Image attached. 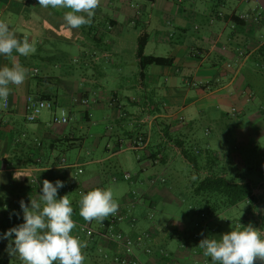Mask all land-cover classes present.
Here are the masks:
<instances>
[{
	"label": "crops",
	"instance_id": "obj_1",
	"mask_svg": "<svg viewBox=\"0 0 264 264\" xmlns=\"http://www.w3.org/2000/svg\"><path fill=\"white\" fill-rule=\"evenodd\" d=\"M193 1L100 0L90 25L70 29L63 19L70 9L43 8L38 0H0V20L8 23L18 39L23 40L27 35L35 48L28 56L16 51L11 59L0 55V68L10 67L15 61L28 70L25 82L19 86L10 84L7 101L0 100V213L6 206L13 209L20 206L21 200L29 205L31 198L39 200L45 179L53 184L60 180L64 187L58 189L57 198L64 196L62 191L66 188L74 210L72 219L80 227L84 225L80 222L85 221L79 215L81 193L112 188L118 211L125 216L115 230L133 239L143 236L146 245L154 249L151 256L143 249L137 250L142 264H181L179 259L184 257L187 264H194L186 250L171 247V243L177 237L186 241L190 237L194 239L193 234L200 227L196 226L199 219L195 222L187 217H169L149 226L144 213L138 212L146 207L152 208V212L156 197L164 203L170 202L166 178L160 180V186L156 185L159 175L140 178V196L118 183L134 180L126 171L129 168H122L134 166L129 151L135 154L138 172L165 168L166 173L172 161L182 157L176 141L187 146L185 131L191 130L207 110L221 107L228 110V104L234 103L232 110L241 111L251 102L248 89L242 95L243 91H238L241 84L245 88L244 82L238 81L239 70L224 65L219 72V62L231 64L239 58L243 67L252 60L264 43V0H217L211 11L204 12L195 11ZM242 2L258 6L255 11L239 12ZM149 9L153 12H148ZM154 10L160 14L156 20H153ZM232 14L249 16L246 25L224 19ZM143 34L149 36L146 55L173 61L171 66H149L144 77L137 57L138 39ZM149 44L164 48V53H147ZM132 91L135 96H129ZM42 94L54 96L57 106L67 110L70 118L67 125L53 124L49 110L44 111L47 117H43V112L36 122L26 121L27 97ZM81 99L88 100V104L83 105ZM224 115L231 116L229 111ZM237 130L238 134L231 138L233 154L228 149L225 153L213 149L218 153V165H230V160L237 164V150L248 141L251 146V134ZM154 134L157 138L152 143ZM138 137L143 138L141 146L132 144ZM78 139L75 147L67 148V141ZM88 139L94 142L86 153L91 160L84 163L77 155L75 161H69L65 152L83 147ZM85 164L102 168L88 171ZM77 168L82 173L73 183ZM88 172L91 178L100 180L98 185L87 187L83 177ZM125 174L130 175L129 180L124 178ZM254 193L259 199L264 197L257 189ZM260 206H264V201L260 200L253 208L261 210ZM261 214L257 211L255 218L246 215L237 225L242 229L251 223L264 232ZM216 217L210 222L201 221L200 230L206 238L215 235V232L211 235L209 227L217 223ZM101 224L102 221H86L85 226L95 227L96 234L100 232L93 241L86 242L88 247L94 246L99 256L103 252L112 255L120 252L122 247L112 236L101 234ZM72 234L76 235L75 231Z\"/></svg>",
	"mask_w": 264,
	"mask_h": 264
},
{
	"label": "rangeland",
	"instance_id": "obj_2",
	"mask_svg": "<svg viewBox=\"0 0 264 264\" xmlns=\"http://www.w3.org/2000/svg\"><path fill=\"white\" fill-rule=\"evenodd\" d=\"M217 0H194L193 7L197 12H204V10L211 11L216 6ZM150 6V4L148 3ZM186 5V3H184ZM258 5L253 2H242L239 12H248L255 11ZM148 12H153V10L149 9ZM160 14L154 10V19L158 17ZM194 23V22H192ZM190 23L189 25H191ZM242 48V47H241ZM147 53H156L161 54L164 53V48L156 46L154 44H149ZM239 60V58H237ZM238 60H233L230 64L229 61H221L219 62L220 69L223 70L224 65H230L234 71L239 70V80L241 79V83L244 82L245 88L242 86L239 87L238 91H243L240 95H242L248 89V95L252 94L251 102L246 105L244 110H232L234 107V103L228 104L229 109L226 108H212L207 110L206 114L194 124L191 130H186V143L187 148L191 147L193 149L200 148L205 149L208 144L210 148L220 150L225 153V150L232 151L233 154V140L232 136L238 134L237 129H241L242 134H251V146L244 145L241 149L237 150V155L240 158V166L237 169L240 179L252 180V181H263L264 180V117L261 114V109L264 108V68L260 66L259 63L252 60L247 64L245 62V66H240ZM223 79V78H221ZM224 81V79H223ZM239 83V82H238ZM238 85V84H237ZM237 88V86H236ZM234 88H232L233 92ZM246 93V92H245ZM135 91L130 92L129 96H135ZM131 108V107H129ZM237 109V108H235ZM46 111V110H45ZM229 111L231 116L225 117L224 112ZM43 117H47V112L43 113ZM179 129L182 128L181 125L178 126ZM184 132V133H185ZM183 133V134H184ZM176 134V133H174ZM79 135V134H78ZM157 136L153 137V142H156ZM94 142L89 139L86 141L83 147L72 149L66 153L67 158L75 161L77 155L80 156L81 160L90 161L91 157H88L86 153L91 150ZM104 145L105 143H101ZM235 153V152H234ZM129 156L132 158L133 167H124L129 168L126 171L130 173L131 177L134 178L133 182H118L120 186H122L126 191H134L133 193L138 192L137 195L140 196L142 187L139 184L138 180L140 178L146 179L152 175L157 176L156 185L160 186V180L165 177L167 180V191L168 196L167 199L170 198V202H162L159 198L156 197L155 206L153 211L152 208L146 207L145 209L138 210L139 213H144L145 220L149 223V226L155 222H160L162 220H167L169 217L172 219H182L187 217V220H195V222L199 219L201 221L200 215L195 210L194 203L196 199L192 196V188L191 182L194 179L193 177V169L191 166L183 160L182 157H178L172 161L170 168L166 173L165 168H155L149 169L147 172L140 173L138 172V162H136L135 154L132 151L128 152ZM90 159V160H89ZM160 167V166H159ZM84 168H87L88 171H91L92 168H102L101 166L93 165V164H85ZM105 168V167H104ZM226 168H217L218 171H224ZM164 174V175H161ZM92 174L90 172L87 173L83 177V179L87 182V187H93L100 183V180L94 177H90ZM161 175V176H160ZM159 177V178H158ZM162 177V178H160ZM88 180L90 182H88ZM264 182V181H263ZM107 187H110L111 184H106ZM105 185V186H106ZM112 189V188H111ZM259 191V194L264 196V183L256 188ZM114 190V189H113ZM260 190L263 193H260ZM264 200V197L261 198ZM185 201V202H184ZM263 207V208H262ZM261 210L258 208H253L250 205H246V203H241L238 207L225 210L221 214L217 215L216 221L214 225L209 227L211 229L210 233L215 232L212 238L219 239L222 234L228 233L235 229L237 223L240 220H243L246 215L253 216L255 218L256 212L262 213L261 217L264 218V206H260ZM247 209V210H246ZM256 209H258L256 211ZM150 210V211H149ZM255 215H254V214ZM263 215V216H262ZM2 215V211L0 213ZM153 218V219H152ZM186 220V221H187ZM85 225L86 221H81ZM245 223L248 224V221L245 220ZM78 228V229H77ZM94 231H96L95 227H91ZM254 228H256L254 226ZM257 229V228H256ZM79 227L77 226L73 229V232H78ZM73 235V234H72ZM77 237V235H74ZM192 242L189 244V242ZM199 240H194L190 237L189 240L182 239L177 237L175 241L171 243V247L177 248V246L186 250L188 253L187 257L194 259V264H213L210 257H205L203 255L204 250L199 248L198 245L200 243ZM180 248V249H181ZM181 249V250H182ZM186 253V254H187ZM86 257L84 264H93L92 258L90 257V253H83ZM108 255L109 253H106ZM202 259H197L201 258ZM145 257V256H143ZM186 258V257H184ZM184 258L179 259V263L187 264ZM183 259V260H182ZM187 259V258H186ZM191 262V261H189ZM192 264V263H190ZM256 264H261L260 261H256Z\"/></svg>",
	"mask_w": 264,
	"mask_h": 264
},
{
	"label": "clouds",
	"instance_id": "obj_3",
	"mask_svg": "<svg viewBox=\"0 0 264 264\" xmlns=\"http://www.w3.org/2000/svg\"><path fill=\"white\" fill-rule=\"evenodd\" d=\"M43 8L70 9L65 12L64 21L68 28L79 29L90 25L100 0H38ZM13 51L28 56L35 51L34 45L25 35L23 40L16 37L6 21L0 20V55L11 59ZM28 70L19 62L0 68V100L6 102L10 94L9 85H22ZM66 116V113L64 114ZM64 182L55 184L45 179L39 200L29 204L20 201L24 223L10 228L4 238L9 239V255L18 257L22 264H84L83 249L87 246L72 235L76 223L72 219L73 208L68 194L57 198L58 189ZM79 215L88 222L103 221L118 211V203L113 198L111 188H95L86 194L81 193ZM14 244V247H13ZM203 255L210 257L213 264H264V232L249 223L241 229L222 234L219 239H202L198 245Z\"/></svg>",
	"mask_w": 264,
	"mask_h": 264
},
{
	"label": "trees",
	"instance_id": "obj_4",
	"mask_svg": "<svg viewBox=\"0 0 264 264\" xmlns=\"http://www.w3.org/2000/svg\"><path fill=\"white\" fill-rule=\"evenodd\" d=\"M224 19L233 21L240 25H246V20L242 19V16L240 17L235 14L226 15ZM148 39L149 36L147 34H143L138 39L137 57L139 59V66L141 69L142 77H144L145 75L144 72L149 66H171L173 64V61L169 58L146 55L145 49L148 43ZM252 60L259 63L260 66L264 68V43L260 45L256 53L254 54ZM40 98L43 100L52 101L57 105V101L55 97L52 95L42 94L40 95ZM261 114L264 117V108L261 109ZM79 140L80 139L73 142L67 141L66 142L67 148L69 147V145H71L72 148L75 147L77 145V141ZM176 146L180 149V153L183 159L193 169L194 179L192 180L190 186L192 188V196L196 199L194 203L195 210L200 215L201 221L210 222L212 218L221 214L225 210L238 207L241 203H248L251 207H254L258 203H260L261 199H259L255 195L254 190L258 188L259 183L261 181H252V180L245 181V179H240V176L236 169L240 166V158L238 157V155L236 158L237 164L234 165L233 163H231L230 160V165L229 163L227 165H218L219 163L218 153L211 148H205V149H200V148L193 149L191 147L187 148V146H185L182 141H176ZM233 166H235L236 168H231ZM217 168H226V169L224 171H218ZM62 193L66 195L68 193L67 189L63 188ZM261 201L263 202L264 200ZM14 208L15 209H13V206L4 207L2 211L4 216H0V264H22V262L18 259V257L9 255V252L7 250L9 239L14 241L15 234L13 233L11 238H4V234L10 228L16 227L19 224L24 223L23 211L21 207L18 206ZM73 216H74V210H73L72 218ZM122 217L124 220L125 219L124 214H122ZM201 221L196 223V226L200 225V227H198L193 234V238L195 236L194 240H199V239L201 240V238L206 239V237L202 234L200 230L201 228H203L202 226L203 224ZM111 224L112 223L110 221L104 219L101 225L102 226L105 225L109 227L111 226ZM89 227L91 228V225ZM116 232L122 233L117 230ZM77 233L78 232L76 231V235ZM98 234H100V232ZM98 234L95 233L90 240L86 238H82L81 241L91 242L95 239V237H97ZM126 236L132 238L129 235ZM140 237L143 238V241L140 246L135 247L134 249L135 256L138 258L137 250H141V249L144 250V253L147 256L154 255L153 247L146 245L145 237L143 236ZM86 245L87 246L82 251L83 253H90V257L92 258V262L94 264L97 261H99V263L103 261L106 263L113 264V259H115L116 257H123L126 254V249L122 245H120L122 247V250L120 252L113 255L110 253L106 255L105 252H103L100 254V256L96 253V248L94 246L88 247L89 245L87 243ZM148 250L150 252H148ZM164 255H162L163 259L169 261V258ZM138 261L139 264H142L139 258Z\"/></svg>",
	"mask_w": 264,
	"mask_h": 264
},
{
	"label": "built area",
	"instance_id": "obj_5",
	"mask_svg": "<svg viewBox=\"0 0 264 264\" xmlns=\"http://www.w3.org/2000/svg\"><path fill=\"white\" fill-rule=\"evenodd\" d=\"M249 16L244 15L242 19L247 20ZM83 105L88 104V100H81ZM7 104H5V107ZM49 110L52 112V123L55 125H67L69 123V114L64 107L57 106L54 102L49 100H43L40 97L28 96L25 104V118L28 123L36 122L41 114L45 111ZM66 113V116L64 115ZM143 138L138 137L136 140L132 142L135 146L143 145ZM62 164H65V160H62ZM82 173L80 168H77V172L73 177V183L78 175ZM124 178L127 180L130 179L129 174H125ZM110 221L111 226L103 225L101 227L102 233L109 234L112 238L115 239L120 245L124 246L126 249V254L123 257H116L113 259V264H139L138 258L134 254V249L136 246H140L142 244L143 238L138 236L137 238H129L123 233L116 232L115 227L118 223L123 221V217L121 212L117 211L114 215H109L105 218ZM95 234V231L89 226L82 225L79 227L77 237L82 240V238H86L90 240ZM148 252H150L148 250Z\"/></svg>",
	"mask_w": 264,
	"mask_h": 264
}]
</instances>
